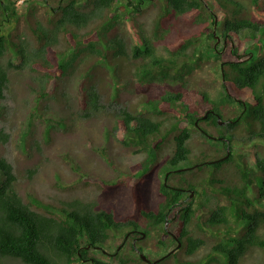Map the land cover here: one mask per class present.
Here are the masks:
<instances>
[{
  "label": "trees",
  "instance_id": "1",
  "mask_svg": "<svg viewBox=\"0 0 264 264\" xmlns=\"http://www.w3.org/2000/svg\"><path fill=\"white\" fill-rule=\"evenodd\" d=\"M23 1L18 11L15 0H0V101L5 99L11 72H32L41 100L54 94L62 79L81 70L79 104L86 116L88 110L99 113L100 97L90 78L97 65L118 66L124 78L130 79V74L136 89L146 93L142 104L148 112L121 111L116 126L125 135L122 144L146 157L134 170L124 172L129 177L119 185L87 173L81 176V185L102 191L135 190L147 185L150 174L164 175V180L159 181L156 203L142 196L128 209L81 197L59 200L37 192L24 197L17 189L15 169L0 157V264H111L95 252L104 251L114 232L123 233V238L130 232L131 239L146 236L141 244L156 233L166 251L158 264H194L182 259L196 255L209 240L214 245L200 264H242L254 251L264 255V209L255 207L264 204V9L259 0H248L246 5L238 0H162V8L156 0ZM147 2L159 12L151 29L168 55L158 53L160 47L139 22ZM120 6L144 33L142 43L133 48L118 30ZM171 18H183L197 32L170 41ZM218 18L223 19V47L216 45ZM210 58H216L223 75L217 97L187 88L188 78ZM126 68L131 69L125 73ZM152 87L158 93H149ZM226 109H233L236 116L225 119ZM207 111L218 117L205 119ZM224 120H231L228 136L220 127ZM194 132L213 144L193 163L189 141ZM234 133L249 142L263 141L255 166L230 146ZM217 134L229 137V143ZM8 140L0 129V144ZM169 142L175 145L174 152L161 165L157 160ZM115 172L119 178L125 175L117 168ZM186 190L203 196L200 205L186 201L190 196ZM213 199L216 205L211 208ZM131 239L110 254L114 264H148L141 258L142 247L137 253Z\"/></svg>",
  "mask_w": 264,
  "mask_h": 264
},
{
  "label": "rangeland",
  "instance_id": "2",
  "mask_svg": "<svg viewBox=\"0 0 264 264\" xmlns=\"http://www.w3.org/2000/svg\"><path fill=\"white\" fill-rule=\"evenodd\" d=\"M15 1L17 3L16 9L21 11L24 1ZM206 1L210 2V0ZM238 1L245 5L248 4V0ZM156 5L158 8H162V0H156ZM259 5L264 9V0H259ZM118 11L123 13L118 30L130 48L142 43L141 38L144 37V33L139 27L141 23L147 29H145L147 37L153 39V42L160 47L158 53L168 55L166 52L164 53L161 47L164 42L157 41L153 29H151L159 12L151 8L150 2H147L146 14L139 19L140 23L135 21L123 6H120ZM217 21L219 25L215 29V34L219 40L216 45L223 47L224 39L221 36L223 19L218 18ZM168 24L171 28L167 35L170 41H173L175 37H178V40L181 36L193 35L197 32L196 28L184 21L183 18H171L167 26ZM234 38L238 37L234 36ZM209 43L210 41H207L204 45ZM236 43H238L237 39ZM113 61L121 62L119 59ZM203 63V67L197 69L188 78L187 88L208 92L211 96L217 97L222 90L223 82L220 65L217 64L216 58L207 59ZM101 65L100 67L97 65L90 79L100 97L102 110L99 113H92L88 110L90 114L88 116L85 115L86 111L84 112L83 107L79 104L77 93L83 77L81 70L75 72L69 79H62L61 86L56 89L55 93L47 99L41 100L38 99V90L33 82L34 74L32 72H11V80L5 90V99L0 101V129L9 135L8 142L0 144V157L5 158L15 169V174L18 177L17 189L24 197L26 194L34 192L59 200L61 198L81 197L87 200H98L105 205L111 204L124 209H128L134 201L141 199L142 196L149 198L151 203L157 202L159 181L164 180V175L156 173L150 174L146 186L135 190L114 187V189L107 188L102 191L92 188L85 189L81 185L83 181L81 176L86 173L106 179H114L119 185L129 177L124 172L134 170V167L143 163L146 157L145 154H137L133 149H128L122 144L125 135L116 126L121 111L131 110L138 114L148 112L145 104H142L143 94L146 93L136 89L137 87L133 83L134 77L130 74L128 75L130 79L124 78L118 66H111L108 63ZM130 69L126 68L125 73ZM173 87L177 88V85L173 84ZM231 90L236 92L234 87H231ZM148 92L158 93L155 87L149 89ZM38 101H40L39 104ZM224 113L225 119L236 116L233 109H226ZM203 126L212 132L208 123ZM220 127L224 134H229L224 129L223 124ZM214 132L220 133L219 130H214ZM234 135L232 142H230L234 152L245 155L249 165L255 166L256 158L259 159L261 156L258 147L262 146L263 141L257 140L249 145H244L242 141L247 140V138L236 133ZM216 136L220 138L218 134ZM212 144L204 141L194 132L193 138L189 141L190 161L199 162L202 157L201 153H205ZM174 146L171 142L164 146L157 162L162 165L173 154ZM184 165H188V162ZM116 168L125 175L119 178L115 172ZM31 171H34L32 176ZM201 200H203L202 195H196L193 198V202L199 205ZM215 205L213 199L209 207L213 208ZM255 207L264 209V204L256 203ZM177 224L172 229L176 228ZM123 237V233H112V238L104 249L105 253L97 251L95 252L96 257L114 264L110 254L116 252V248L121 250L120 245L124 240ZM158 240L156 233H154L148 241H143V245L141 244L142 252L153 261L160 259L166 253ZM213 245L214 242L209 240L208 244L200 249L196 255L185 257L182 262L200 264L201 261H206L207 259L204 257ZM121 253L124 254L125 251L122 250ZM262 259H264V255L254 251L245 257L242 264H260ZM175 260H177L176 256L171 262L173 263ZM11 264L21 263L12 261Z\"/></svg>",
  "mask_w": 264,
  "mask_h": 264
},
{
  "label": "flooded vegetation",
  "instance_id": "3",
  "mask_svg": "<svg viewBox=\"0 0 264 264\" xmlns=\"http://www.w3.org/2000/svg\"><path fill=\"white\" fill-rule=\"evenodd\" d=\"M209 115H214L215 117H218L217 116V114H215L214 112H212V111H207V113L205 114V119L206 118H208L209 117ZM231 122V120H224V122L223 121H221V124H223V126L225 127L224 129H226V132L228 131H230V129L229 130H227V126H228V123H230ZM220 124V125H221ZM231 132V131H230ZM230 132H229V134L228 135H230ZM227 135V134H226ZM227 135V136H228ZM227 136H224V137H220L219 139L221 140V141H223V142H225V143H229V137H227ZM213 139H215V138H213ZM215 141V140H214ZM242 143H244V145H249V144H251V143H253V142H249V141H247V140H243L242 141ZM228 150H230V147L228 148ZM218 160H220V159H218ZM217 161V160H216ZM216 161H214V162H216ZM209 162H211V161H208V163ZM198 166L199 165H202L201 163H199V164H197ZM196 165V166H197ZM185 169H188V168H185ZM171 172V171H170ZM170 172H167V174L169 175L170 174ZM170 176V175H169ZM169 178V177H168ZM186 194L189 196V199L188 200H186V201H190V200H192L193 198H194V191L193 190H186ZM139 234V232L136 234V235H138ZM146 237V236H145ZM145 237L143 238V237H134L133 239H131V232L130 233H128L126 236H125V238H124V240H126V241H129V239H131L132 241H133V245H134V247H135V249H136V252L137 253H140L139 252V248L141 247V241L142 240H144L145 239ZM140 239H142V240H140ZM123 240V241H124ZM105 253V252H104ZM107 255V254H106Z\"/></svg>",
  "mask_w": 264,
  "mask_h": 264
},
{
  "label": "water",
  "instance_id": "4",
  "mask_svg": "<svg viewBox=\"0 0 264 264\" xmlns=\"http://www.w3.org/2000/svg\"><path fill=\"white\" fill-rule=\"evenodd\" d=\"M216 24H217V20H216ZM220 124H221V122H220ZM168 176V175H167ZM166 181H167V179H166ZM168 225V224H167ZM181 246V243H179V247ZM174 251H171L169 254H168V256L169 255H171L172 253H173ZM141 258L143 259V261L144 262H146V263H150V264H158L162 259H164V258H162V259H160V260H157V261H155V262H151L144 254H141Z\"/></svg>",
  "mask_w": 264,
  "mask_h": 264
},
{
  "label": "clouds",
  "instance_id": "5",
  "mask_svg": "<svg viewBox=\"0 0 264 264\" xmlns=\"http://www.w3.org/2000/svg\"><path fill=\"white\" fill-rule=\"evenodd\" d=\"M217 20V19H216ZM218 22V21H217ZM218 40H219V38H218ZM194 168V167H193ZM183 170H185V169H183ZM103 253H104V251H103ZM141 254H144V253H141ZM145 255V254H144ZM146 256V255H145ZM147 258H148V256H146ZM149 259V258H148ZM151 262H155V261H157V260H160V259H157V260H155V261H153V260H151V259H149ZM148 264H150V263H148Z\"/></svg>",
  "mask_w": 264,
  "mask_h": 264
}]
</instances>
